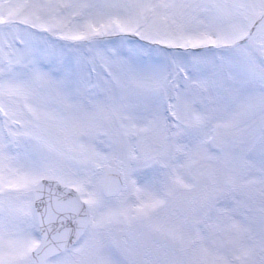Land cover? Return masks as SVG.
<instances>
[{
	"label": "snow or ice",
	"instance_id": "obj_1",
	"mask_svg": "<svg viewBox=\"0 0 264 264\" xmlns=\"http://www.w3.org/2000/svg\"><path fill=\"white\" fill-rule=\"evenodd\" d=\"M0 264H264V0H0Z\"/></svg>",
	"mask_w": 264,
	"mask_h": 264
}]
</instances>
